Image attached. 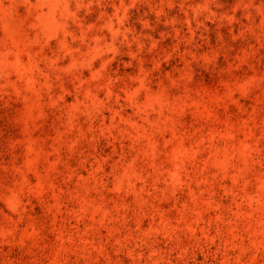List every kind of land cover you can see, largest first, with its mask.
<instances>
[{
  "label": "rangeland",
  "instance_id": "374dc122",
  "mask_svg": "<svg viewBox=\"0 0 264 264\" xmlns=\"http://www.w3.org/2000/svg\"><path fill=\"white\" fill-rule=\"evenodd\" d=\"M0 264H264V0H0Z\"/></svg>",
  "mask_w": 264,
  "mask_h": 264
}]
</instances>
